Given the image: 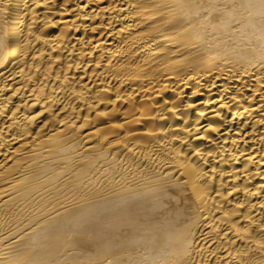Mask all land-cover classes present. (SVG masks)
<instances>
[{"label":"bare ground","instance_id":"obj_1","mask_svg":"<svg viewBox=\"0 0 264 264\" xmlns=\"http://www.w3.org/2000/svg\"><path fill=\"white\" fill-rule=\"evenodd\" d=\"M0 264H264V0H0Z\"/></svg>","mask_w":264,"mask_h":264}]
</instances>
